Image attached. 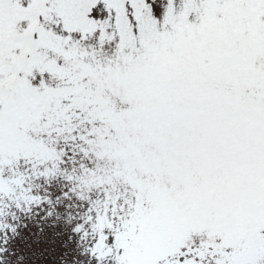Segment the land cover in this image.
Masks as SVG:
<instances>
[{
  "label": "snow or ice",
  "instance_id": "snow-or-ice-1",
  "mask_svg": "<svg viewBox=\"0 0 264 264\" xmlns=\"http://www.w3.org/2000/svg\"><path fill=\"white\" fill-rule=\"evenodd\" d=\"M0 264H264V0H0Z\"/></svg>",
  "mask_w": 264,
  "mask_h": 264
}]
</instances>
